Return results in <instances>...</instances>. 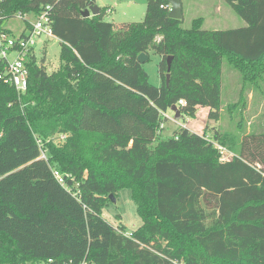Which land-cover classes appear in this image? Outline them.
<instances>
[{
  "label": "trees",
  "instance_id": "16d2710c",
  "mask_svg": "<svg viewBox=\"0 0 264 264\" xmlns=\"http://www.w3.org/2000/svg\"><path fill=\"white\" fill-rule=\"evenodd\" d=\"M222 1L245 27L185 29L168 0L121 26L82 16L96 0H1L4 25L50 7L61 64L49 73L33 54L21 95L0 79V264H264V115L250 133L161 128L173 106L218 122L264 97V0ZM151 50L159 87L138 60ZM224 60L241 76L228 105ZM123 189L143 220L130 234L102 215Z\"/></svg>",
  "mask_w": 264,
  "mask_h": 264
},
{
  "label": "rangeland",
  "instance_id": "374dc122",
  "mask_svg": "<svg viewBox=\"0 0 264 264\" xmlns=\"http://www.w3.org/2000/svg\"><path fill=\"white\" fill-rule=\"evenodd\" d=\"M209 1L210 2H207V0H182L184 12L183 28L190 29L193 20L201 17L206 18V23L203 26L204 30L224 31L241 28L243 25L246 26L245 22L235 14L229 6L222 3L223 13H218V1ZM147 2L148 0H96V5L106 11L104 15V20L106 22L120 25L124 23H141L145 18ZM203 2H205L206 5H203ZM132 4L135 5L131 6ZM202 7L206 8V10ZM109 8L112 9V12H108ZM25 26L26 23L19 19H12L6 23V27L9 28L15 36L19 35L21 31L24 30ZM37 42L35 53L38 61L42 63V60H45L43 63L49 73L56 71L61 64V41L56 37H42ZM160 62L161 57L151 50L149 51L148 61L143 64L144 69L148 73L150 83L156 87L161 86L158 69ZM223 81L224 89L226 86V90L223 92V99L225 105H228L235 99L234 94L237 93L239 89L241 76L226 60L223 61ZM169 115L175 118V114L172 111H169ZM263 115L264 97H255L253 94H249L246 99L245 108L241 107L239 111L234 114L227 112L226 108H224L220 120L218 122L210 121L209 124L212 128L217 127L221 132H233L235 134H238L243 126L245 132L250 133L262 122ZM207 121V109L201 108L195 119L184 116L180 119H175V121L169 120L164 123V134L170 136L174 131L179 129L180 126L183 127L187 125L191 127V132L197 133L201 131V135H203L204 130L202 128L206 126ZM244 134L245 133H241L240 135L242 136ZM223 149V160L232 159L233 154L227 148L223 147ZM102 215L112 226H124L128 234L134 232L143 225V220L137 212V206L132 199V193L129 189L121 190L116 197V202H109L103 210ZM33 264L44 263L34 262Z\"/></svg>",
  "mask_w": 264,
  "mask_h": 264
},
{
  "label": "built area",
  "instance_id": "2783aa9c",
  "mask_svg": "<svg viewBox=\"0 0 264 264\" xmlns=\"http://www.w3.org/2000/svg\"><path fill=\"white\" fill-rule=\"evenodd\" d=\"M49 10L50 7L48 6L37 17L17 14L14 19L23 20L27 27L22 34L15 36L6 25L2 24L3 14L0 6V62L4 66L3 72L0 73V79L13 86L20 95L26 93L28 89V62L33 54L36 55L37 41L42 37H54L50 26ZM179 104L185 105V102L180 101ZM164 116L168 118L166 114ZM161 128H164V123L161 124ZM65 138V136H62L59 141ZM216 146L222 154L223 147ZM41 158L46 159L45 151L42 152ZM53 174L61 185L66 186L65 177L61 173L54 170Z\"/></svg>",
  "mask_w": 264,
  "mask_h": 264
},
{
  "label": "water",
  "instance_id": "95a60500",
  "mask_svg": "<svg viewBox=\"0 0 264 264\" xmlns=\"http://www.w3.org/2000/svg\"><path fill=\"white\" fill-rule=\"evenodd\" d=\"M168 3L170 5V12H169V17L171 19H175V20H182L183 18V4H182V0H168ZM101 12V9L97 6V5H92L90 6L88 9H86L85 11L82 12V16L84 18H90L91 16H97L99 15ZM149 56L147 54H141L138 57V60L141 64H144L148 61ZM171 61H172V57H169L168 59V65H169V71H170V67H171ZM169 79H170V74L167 77V84L169 83ZM171 111L175 114V118L176 119H180L181 114L179 111V108L177 106H173L171 108ZM110 199L112 202H116V198L113 195H110Z\"/></svg>",
  "mask_w": 264,
  "mask_h": 264
},
{
  "label": "crops",
  "instance_id": "0c3cea01",
  "mask_svg": "<svg viewBox=\"0 0 264 264\" xmlns=\"http://www.w3.org/2000/svg\"><path fill=\"white\" fill-rule=\"evenodd\" d=\"M218 1V8H217V12L218 13H223L222 12V6H221V4L222 3H224L222 0H217ZM207 2H210L209 0H207ZM225 4V3H224ZM133 5H135V4H132L131 6H133ZM203 5H206V3L205 2H203ZM99 8H100V6H98ZM205 7V6H204ZM204 7H202V8H204ZM100 9H102V8H100ZM204 10H206V8H204ZM232 10V9H231ZM233 11V10H232ZM108 12H112V9L111 8H109L108 9ZM92 17V16H91ZM201 18H203V17H201ZM204 19V24L206 23V18H203ZM204 24H203V26H204ZM6 25V24H5ZM115 25H117V24H115ZM122 24H120V25H117V26H121ZM26 27H27V25L25 26V28H24V30L26 29ZM243 27H245V25H243ZM24 30H22L21 31V33L20 34H22L23 32H24ZM19 34V35H20ZM201 109V107L200 108H198V112H199V110ZM203 109H207V116H208V114H209V109L208 108H203ZM198 112H197V115H198ZM166 115H167V117H168V121L169 120H171V121H174L176 118H172L170 115H169V112H167L166 113ZM197 115H196V117H197ZM209 123V120L207 121V124ZM206 124V125H207ZM181 127V126H180ZM206 126H204L202 129L204 130V128H205ZM183 128H187L188 130H190L191 131V127H188L187 125H185V126H183ZM201 129V130H202ZM196 134H199V135H201V131L200 132H197Z\"/></svg>",
  "mask_w": 264,
  "mask_h": 264
}]
</instances>
